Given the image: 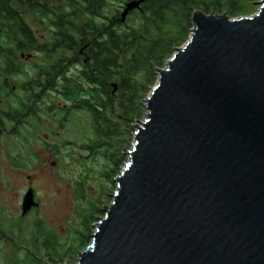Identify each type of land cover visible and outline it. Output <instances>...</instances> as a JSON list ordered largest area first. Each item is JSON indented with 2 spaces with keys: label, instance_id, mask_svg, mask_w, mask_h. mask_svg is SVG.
<instances>
[{
  "label": "water",
  "instance_id": "1",
  "mask_svg": "<svg viewBox=\"0 0 264 264\" xmlns=\"http://www.w3.org/2000/svg\"><path fill=\"white\" fill-rule=\"evenodd\" d=\"M192 20L75 264H264V0Z\"/></svg>",
  "mask_w": 264,
  "mask_h": 264
},
{
  "label": "trees",
  "instance_id": "2",
  "mask_svg": "<svg viewBox=\"0 0 264 264\" xmlns=\"http://www.w3.org/2000/svg\"><path fill=\"white\" fill-rule=\"evenodd\" d=\"M132 1L136 0H119L120 6L113 4L111 8L112 0H80V29L62 26L57 27L56 33L57 39L65 40L67 48L75 49L77 56L80 47V60L76 61L77 56L70 57L69 66H80V109L90 117V143L107 150L105 156L111 163L107 176L110 172L119 174L127 161L128 146L121 151L123 137L133 136L134 123L143 119L144 101L158 80V68H164L176 49L189 39L194 12L226 13L235 18L248 14L251 3L250 0H140V7L130 11L126 17L129 20L123 23L124 8ZM31 3L32 0H0V6H6L0 7V19L4 16L5 23L2 30L12 38L16 52L32 50L34 34L24 19V13L32 9ZM69 83L77 87L75 81ZM95 219L94 216L86 234L76 230L74 239L67 242L66 252L60 238L51 236L48 248L52 264L71 263L89 245L87 235L93 231ZM30 264H37V260Z\"/></svg>",
  "mask_w": 264,
  "mask_h": 264
},
{
  "label": "flooded vegetation",
  "instance_id": "3",
  "mask_svg": "<svg viewBox=\"0 0 264 264\" xmlns=\"http://www.w3.org/2000/svg\"><path fill=\"white\" fill-rule=\"evenodd\" d=\"M31 7L30 12L24 13L25 22L34 34L30 53L16 52L12 38L5 36L2 30L5 24L4 16L0 19V97L5 94L6 98L0 101V132L4 130H11L14 134L26 132L32 137L33 130L34 132L44 130L43 124L47 117L55 127L44 130V133H48L49 136L60 132L62 134V131L67 129L70 112L80 110V66L79 64L69 66L71 64L69 58L77 56L75 49L69 50L66 41L58 40L56 33L57 27L62 26L71 25L80 29V0H32ZM128 20L129 16L123 23ZM34 25L50 28L51 33L48 37L38 36L34 31ZM78 53L76 61L80 60V47ZM28 62L33 64L31 63L32 66L27 69L24 65ZM20 76L24 77L22 81L14 83L10 79ZM69 81H75L77 87L70 86ZM12 96L16 100H13ZM54 97L62 98L65 103H56ZM48 137L46 140L42 139L48 150L54 148L56 152H60L61 145L68 144L63 141L52 144L47 140ZM26 153L33 152L28 150ZM16 166L20 167V163L17 162ZM29 179L32 180V177L29 176ZM31 189L34 204L26 212L24 211L26 194L22 198L17 216L0 203V240L3 245L10 248L9 258L14 264H30L31 260L25 255L31 251L35 254L33 258L37 260V264H52L51 248L48 246L53 239L51 236L54 231L40 215V211L44 209L43 200L34 187ZM62 244L65 245L63 252H66L67 242ZM65 256L67 258V254Z\"/></svg>",
  "mask_w": 264,
  "mask_h": 264
},
{
  "label": "rangeland",
  "instance_id": "4",
  "mask_svg": "<svg viewBox=\"0 0 264 264\" xmlns=\"http://www.w3.org/2000/svg\"><path fill=\"white\" fill-rule=\"evenodd\" d=\"M117 1L119 0H112L110 7L113 8V4L119 7L120 3ZM260 1L250 0L249 12L246 15L255 14L260 8ZM106 14L110 16L109 12ZM34 31L38 36L45 37L51 33L50 28L36 25H34ZM31 63L28 62L24 66L28 69L32 66ZM22 78L24 77L10 79L12 82H17L22 81ZM12 97L11 99L16 100L14 96ZM4 99H6L5 94L0 97V101ZM54 101L65 103L58 97H54ZM70 116L67 129L62 131V134L60 132L49 136L48 133H44V130L55 127V124L47 117L43 124L44 130L37 132L33 130L32 137L26 132L21 134H14L11 130L0 132V203L17 216L23 196L27 195L31 187H34L44 202V209L40 211V215L62 243L71 242L76 236V230L80 229V234H86L87 227L95 216L96 219L91 225V230H94V224L104 216V209L112 201L118 174L117 171L110 172L107 176L106 172L111 163L105 156L106 148L91 144L89 141V138H92V127L87 111L75 110L70 112ZM47 137L52 144L61 141L68 144L61 145L60 152H56L54 148L48 150L42 140ZM123 140L122 153L127 146L129 151L133 143L132 136H124ZM28 150L33 153L27 154ZM125 160H128L126 154ZM17 162L20 163V167L16 166ZM92 233L93 231L87 235L88 243L91 242L89 237ZM34 255L31 251L25 256L32 262ZM9 257H11L10 248L3 245L0 240V264H14ZM76 261L77 257L69 264H75Z\"/></svg>",
  "mask_w": 264,
  "mask_h": 264
}]
</instances>
